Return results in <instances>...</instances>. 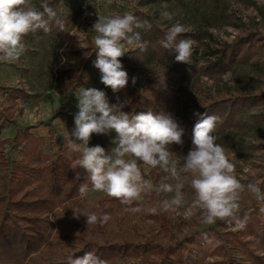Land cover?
I'll use <instances>...</instances> for the list:
<instances>
[{
    "label": "rangeland",
    "instance_id": "rangeland-1",
    "mask_svg": "<svg viewBox=\"0 0 264 264\" xmlns=\"http://www.w3.org/2000/svg\"><path fill=\"white\" fill-rule=\"evenodd\" d=\"M42 2L33 0L37 8ZM54 10L58 17L73 19L67 35L55 37L52 28L41 37L39 33H32L25 40L28 50L17 62L0 61V112L5 123L2 139L11 136L16 123L35 119L30 123L33 126L32 132L38 136L46 132L48 140L43 150L50 158L48 164H53L56 160L54 155L60 148L67 147V144L57 133L52 139L49 138L51 125L48 124L55 119L74 120V114L78 111V94L70 92L65 97L56 95L60 78L65 82L70 78L69 73L61 76L58 70L80 68L79 61L75 63L64 59V49H95V33L91 29L98 15L132 12L140 21L147 20L150 25L134 29L148 46L146 51H142L138 47L126 45V54L121 60L126 68L131 69V79L136 78L134 86L139 91L162 84L164 89L157 96L160 107L165 113L171 111L185 129L183 144H173L171 150L186 155L193 147L194 125L189 123L196 117L194 112H201L213 102L245 97L248 100L236 109L230 120H227V111H215L214 115L220 117V121L214 135L217 143L224 146L235 162L241 182L247 184L260 180L264 192V0H60ZM162 11L172 13L174 19L171 22L164 20L161 17ZM177 21L190 29L179 38H190L195 42L189 63L174 62L176 54L162 48L160 44L168 28ZM238 37L254 43L256 53L250 63H234L227 74L208 76L206 68L227 55L228 46ZM92 75L95 76L91 79L94 83L89 88H103L105 93L111 91V88H106L100 82V72L94 66L86 73L89 82ZM148 79L153 84H148ZM11 88H23L29 92L30 100L26 103L28 107L19 105L13 96L1 101L2 93H8L5 90H9L7 95L14 94L10 93ZM118 95L113 103L108 101L110 105L126 102L125 105L130 104L128 110L131 112L140 105L130 103L132 96L125 99L124 93ZM175 100H178L176 104ZM139 101L143 104L141 99ZM10 121L12 123L7 124ZM114 138V133L93 134L89 146L95 139L106 152H110L115 147L112 143ZM18 152L11 145L6 149L10 159L18 157ZM244 168H248L249 172L245 173ZM5 174V169H2L0 187L5 183ZM144 174L154 183H158L164 175L159 168L144 169ZM7 177H10V171ZM186 192L190 198L191 190L186 189ZM107 197L104 193L89 192L83 196V203L95 206ZM164 198V195L157 197L154 193L146 196L140 205L145 211L135 214L124 211L125 206L118 200H108L104 208L112 219L107 223V228L99 225L91 239L99 243L123 244L124 247L129 245L134 248L131 254L112 259L108 264H189L185 259L184 248L195 245L189 241L197 238L201 242L199 251L205 257L202 259L197 249V253L192 254L190 264H264V202L256 200L252 194L245 192L240 201L237 220L243 223V227H238L236 220L217 221L209 225L199 220H177L167 212L151 214L146 211L158 207V201ZM1 212L2 209L0 220ZM59 234L57 228L56 237ZM62 242L71 247L47 249L44 251L45 259L35 256L34 260L26 264H58L62 258L68 259L85 245V242L76 243L72 236L62 239ZM171 248L178 249L181 255L175 252L170 254ZM250 255H253L254 261Z\"/></svg>",
    "mask_w": 264,
    "mask_h": 264
},
{
    "label": "clouds",
    "instance_id": "clouds-1",
    "mask_svg": "<svg viewBox=\"0 0 264 264\" xmlns=\"http://www.w3.org/2000/svg\"><path fill=\"white\" fill-rule=\"evenodd\" d=\"M161 17L170 22L174 19L168 11H162ZM51 22L63 30V20L47 0L39 8L33 0H0V61L17 62L28 50L25 37L38 31L48 33ZM145 26L150 27L148 21H140L132 12L98 15L92 26L97 55L94 66L100 72V82L113 92L126 87L129 81L121 62L126 54L125 46L147 50L148 43L134 31ZM189 30L177 21L160 41L162 48L176 53L177 62H190L195 42L179 38ZM132 83H136L135 77ZM77 100L75 127L71 133L65 129L63 138L73 152L79 153L75 165L87 174L88 183H81L78 189L80 196L104 193L125 206L124 211L135 214L145 211L140 205L146 196L154 193L165 198L158 201V207L146 210L151 214L162 211L171 213L177 220H199L209 225L236 220L238 227H243L237 216L245 192L264 202L262 181L242 183L235 162L224 146L217 143L214 133L220 117L194 112L198 120L193 127V147L182 155L171 150L173 144H183L185 132L172 114L124 112L126 102L110 105L106 93L97 88L83 89ZM112 133L115 147L110 152L100 145L89 146L93 134ZM157 168L164 175L154 183L145 177L144 169ZM243 171L248 173L249 169ZM186 189L191 190L190 198ZM72 210L74 218L85 216L87 225L103 226L112 219L107 213ZM68 264H108V261L88 251L75 258L69 256Z\"/></svg>",
    "mask_w": 264,
    "mask_h": 264
},
{
    "label": "trees",
    "instance_id": "trees-1",
    "mask_svg": "<svg viewBox=\"0 0 264 264\" xmlns=\"http://www.w3.org/2000/svg\"><path fill=\"white\" fill-rule=\"evenodd\" d=\"M47 2L54 9L59 6L60 0H47ZM59 18L64 22L63 30L61 31L55 22L50 23V28H52L55 37H64L68 34L73 19L63 16ZM36 33H39L40 37L47 34L43 31ZM31 34L26 36L25 40ZM65 49L64 59L67 61L72 60L75 63L79 61L80 68L73 67L66 71L58 70L59 75L63 76L65 73H69L70 78L68 82L63 81L62 77L60 78L57 92L63 96L67 95L68 92L79 94L82 89L89 88L94 83L91 79L95 76L89 77V82L86 73L90 67L94 66V61L97 59L96 49L73 47L68 48V50ZM228 49L227 55L206 68L205 73L208 76L215 73L219 76L227 74L234 63L249 64L256 53L254 43L244 37H238L228 46ZM123 67L129 76L128 84L118 92H113L111 89L109 93H106L108 101L113 103L115 98L119 96L118 94L124 93L123 97L125 99L130 96L133 97L130 103L140 104L133 112L128 110L130 104H126L122 108L124 112L127 109V113L152 111L154 114H171V111L168 113L163 111L160 107V99L157 98L161 90L164 89L161 83L156 84V88H146L145 91H139L132 84L131 69L126 68L124 64ZM150 83L153 84L152 80L148 79V84ZM101 90L105 92V89L102 88ZM172 92L175 91L172 90ZM12 93L18 94V98L25 99L28 97L23 90H13ZM140 99L144 106L139 101ZM247 100L245 97H240L213 102L204 107L200 113L207 112L209 115H214L216 110L227 111L229 113L227 120H230L234 117L236 109L245 104ZM177 102L178 100H175V104ZM197 120L198 117H195L189 125H195ZM8 123H12V121ZM4 128L3 114L0 112V171L5 169L6 172L5 183L0 187V209H2L0 264H26L28 261L34 260L35 256L38 259H45L44 251L47 249L71 247L65 244L66 242H62V239L70 236L76 243L85 242L83 249L72 256L74 258L82 256L85 252L93 251L109 263L112 259L131 254L134 251V248L129 245L124 247L123 244L120 246L119 244L99 243L91 239L101 225H87L86 217L83 215L79 219L73 217L72 208H78L85 213L95 212L99 215L106 213L104 205L109 199L116 200L107 197L95 206L83 203V197L80 196L78 189L81 183H88V180L87 174L75 165L79 153L73 152L69 147L60 148V151L54 155L55 162L50 165L48 164L50 158L43 150L48 140L45 136H38L32 132L33 127H28L18 129L14 139H2ZM55 134V131H50L49 138L52 139ZM10 145L13 150L20 153L15 159H10L6 155V149ZM9 171L10 177L8 178L7 173ZM103 227L107 228V224ZM57 228L60 233L58 237H56ZM189 243L196 245V247L195 245H189V248H184L185 259L190 264V261L192 263V254H196L197 249L199 251L198 247L201 242L197 238L191 242L189 241ZM169 252L170 254L175 252L177 255H181L178 249L171 248ZM198 254L201 258L203 256L202 259H204L205 254L201 250ZM158 255L160 256V253ZM249 257L252 260L255 259L253 255ZM179 258L183 261L182 257L179 256ZM58 264H68V259L62 258ZM161 264H164V262ZM252 264H255V262H252Z\"/></svg>",
    "mask_w": 264,
    "mask_h": 264
},
{
    "label": "crops",
    "instance_id": "crops-1",
    "mask_svg": "<svg viewBox=\"0 0 264 264\" xmlns=\"http://www.w3.org/2000/svg\"><path fill=\"white\" fill-rule=\"evenodd\" d=\"M12 89H14V88H11V90H10V93H12L13 92V90ZM16 90H23V88H17ZM6 91V93L8 92L9 93V90H5ZM23 91H25V90H23ZM26 93H27V95H28V97L27 98H25L24 100H26V101H22V99L21 98H18V94H9V95H7V94H5V93H2V94H4V95H2V100L1 101H3L4 100V98H7V97H14L15 98V100H17V102L19 103V105H23V106H26V107H28L29 105L27 104L26 105V103H28V101L30 100V95H29V92H27V91H25ZM56 93H58L57 92V90H56ZM68 94H70V92H68ZM68 94H67V96H68ZM36 95H38V96H40L39 94H36ZM57 96H59V97H65V96H63V95H60V94H56ZM21 99V100H20ZM6 101V100H5ZM3 106V105H2ZM2 108V107H1ZM4 109V108H3ZM27 112L30 114L31 112H29L28 111V109H27ZM32 121H35V119H33V120H27V121H25V120H23V121H21L20 123L18 122V123H16V127H15V130L14 131H12L11 133V136L8 138V139H14V137H15V134H16V131L18 130V129H25V128H28V127H33L32 126V124H30ZM48 125H51L50 127H49V129L51 130V131H55V133H57V135H58V137H63L64 136V133H65V129L69 132V133H71L72 132V130L74 129V127H75V125H74V120L73 119H55V120H52ZM5 129V128H4ZM48 133V132H47ZM46 134V132H44V134L43 135H40V136H46L45 135ZM99 143H98V141L96 140L95 141V139L93 140V142H92V144H91V146H95V145H98ZM90 146V147H91ZM68 147V146H67Z\"/></svg>",
    "mask_w": 264,
    "mask_h": 264
}]
</instances>
